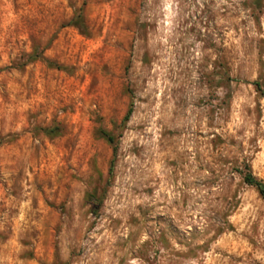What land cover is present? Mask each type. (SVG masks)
<instances>
[{
  "label": "rangeland",
  "instance_id": "1",
  "mask_svg": "<svg viewBox=\"0 0 264 264\" xmlns=\"http://www.w3.org/2000/svg\"><path fill=\"white\" fill-rule=\"evenodd\" d=\"M248 171L264 0H0V264H264Z\"/></svg>",
  "mask_w": 264,
  "mask_h": 264
},
{
  "label": "trees",
  "instance_id": "2",
  "mask_svg": "<svg viewBox=\"0 0 264 264\" xmlns=\"http://www.w3.org/2000/svg\"><path fill=\"white\" fill-rule=\"evenodd\" d=\"M75 23L79 24V20H76ZM132 112H133V108L131 107L128 110L127 114L125 115L124 119L128 120L130 118ZM102 133L108 139L109 142H111L112 144L115 142V138L110 133H108L107 131H103ZM244 180L248 184L256 187L257 190L259 191V193L261 194V196L264 198V182L263 181L259 180L251 171H248L244 175Z\"/></svg>",
  "mask_w": 264,
  "mask_h": 264
}]
</instances>
